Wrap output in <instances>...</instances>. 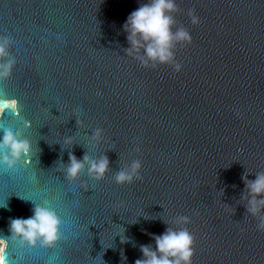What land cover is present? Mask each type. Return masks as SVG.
I'll use <instances>...</instances> for the list:
<instances>
[{"label": "water", "instance_id": "1", "mask_svg": "<svg viewBox=\"0 0 264 264\" xmlns=\"http://www.w3.org/2000/svg\"><path fill=\"white\" fill-rule=\"evenodd\" d=\"M144 2L0 0L16 60L0 80V125L27 137L33 156L0 167L1 264H134L163 220L193 235L191 264H264V231L240 199L242 176L264 171V0H176L174 27L191 35L174 49L180 71L125 54L122 25ZM69 151L105 154L110 169L69 181ZM133 159L142 179L117 184ZM31 200L61 218L52 246L9 235Z\"/></svg>", "mask_w": 264, "mask_h": 264}, {"label": "clouds", "instance_id": "2", "mask_svg": "<svg viewBox=\"0 0 264 264\" xmlns=\"http://www.w3.org/2000/svg\"><path fill=\"white\" fill-rule=\"evenodd\" d=\"M176 0H146L135 10L129 13L122 25L126 34L128 47L124 48L127 55H133L143 66L156 67L158 64H172L176 71L181 70V64L174 59V49L178 43H190L191 35L184 27H174V13L177 11ZM198 18L192 17V23ZM11 39L0 35V80L7 79L16 63L9 48ZM11 103H15L11 101ZM27 127V123H25ZM103 130L96 128L91 131L90 138L99 142L102 140ZM65 143H72L67 137ZM73 145V144H72ZM138 150V149H137ZM32 144L30 140L17 130L0 125V167L14 169L21 160L32 161ZM63 163V162H62ZM107 155L91 157L87 152L78 159L71 151L68 153L67 163H63L64 176L69 181L79 178L83 171L89 177L100 180L109 171ZM139 159H133L123 168L116 171L114 180L117 184L132 183L142 179ZM244 190L240 199L246 200V212L258 218L257 228L264 231V171L256 172L254 179L248 175L242 176ZM85 190L86 184L84 185ZM21 199H26L21 197ZM30 200V199H28ZM31 215L28 217H10L8 232L21 243L35 245L38 241L41 246H52L60 238L61 218L55 209L47 204L35 203L31 200ZM0 208L8 209L7 202L0 203ZM10 210V209H9ZM148 219L149 217H145ZM155 219V217H152ZM163 220V219H162ZM162 233L150 234L152 243L140 244L141 257L134 264H191L194 254V237L186 227H170L169 224ZM189 217L179 216L177 224H187ZM125 232V229H124ZM119 235V234H118ZM121 243L135 242L130 237L120 235ZM4 241L0 240V251ZM125 261L126 257L124 256Z\"/></svg>", "mask_w": 264, "mask_h": 264}, {"label": "rangeland", "instance_id": "3", "mask_svg": "<svg viewBox=\"0 0 264 264\" xmlns=\"http://www.w3.org/2000/svg\"><path fill=\"white\" fill-rule=\"evenodd\" d=\"M1 252V251H0ZM0 264H1V262H0Z\"/></svg>", "mask_w": 264, "mask_h": 264}]
</instances>
